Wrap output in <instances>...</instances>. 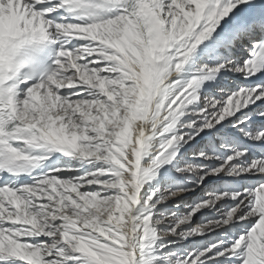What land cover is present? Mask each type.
I'll use <instances>...</instances> for the list:
<instances>
[{"label":"snow or ice","instance_id":"snow-or-ice-1","mask_svg":"<svg viewBox=\"0 0 264 264\" xmlns=\"http://www.w3.org/2000/svg\"><path fill=\"white\" fill-rule=\"evenodd\" d=\"M264 0H0V264H264Z\"/></svg>","mask_w":264,"mask_h":264},{"label":"rangeland","instance_id":"rangeland-1","mask_svg":"<svg viewBox=\"0 0 264 264\" xmlns=\"http://www.w3.org/2000/svg\"><path fill=\"white\" fill-rule=\"evenodd\" d=\"M260 197H261V199H264V191H262V192L260 193Z\"/></svg>","mask_w":264,"mask_h":264}]
</instances>
